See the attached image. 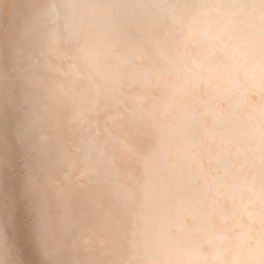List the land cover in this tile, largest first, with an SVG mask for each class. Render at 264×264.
Returning <instances> with one entry per match:
<instances>
[{"label":"bare ground","instance_id":"bare-ground-1","mask_svg":"<svg viewBox=\"0 0 264 264\" xmlns=\"http://www.w3.org/2000/svg\"><path fill=\"white\" fill-rule=\"evenodd\" d=\"M28 2L0 0V204L14 210L6 224L9 242L23 244L27 264H143L165 256L202 264L217 252L229 264L240 241L208 246L200 228L211 208L201 205L213 194L200 178L213 156V169L236 173L226 195L248 198L247 164L255 158L249 140L264 110L259 84L234 88L229 61L172 23L180 8L121 13L114 23L129 43L120 46L105 37L103 19L81 24L62 0H54L58 18L45 17L39 8L53 0ZM136 45L144 54L133 55ZM192 57L204 63L193 67L195 76L184 71ZM112 98L121 103L110 105L97 124L96 102ZM125 108L129 115L118 118ZM221 141H231L232 152L217 160ZM146 143L158 146L147 161L128 151ZM197 149L205 170L186 159ZM251 175L258 178L255 170ZM41 217L46 224L38 232ZM211 223L219 226L220 218Z\"/></svg>","mask_w":264,"mask_h":264},{"label":"snow or ice","instance_id":"snow-or-ice-1","mask_svg":"<svg viewBox=\"0 0 264 264\" xmlns=\"http://www.w3.org/2000/svg\"><path fill=\"white\" fill-rule=\"evenodd\" d=\"M62 2L67 9L72 10L73 14H80L81 24L91 25L98 19L105 20V37H110L113 44L120 46H126L129 43V38L114 23L121 13L148 8L176 13V10L180 8L182 10L180 15H172V23L180 27L186 39L198 35L200 45L213 55L219 53L229 61L232 86L244 89L249 83H258L261 91L264 92V0H212L211 3H184L183 5L168 3L167 0H160L150 5L143 3V0H62ZM27 7H37L36 0H29ZM193 8L195 11L186 18L183 13ZM39 11L45 17L56 19L59 16L54 0L51 6L40 7ZM85 13L90 15L85 16ZM138 54H144V48L141 45L134 47L133 55ZM181 56L185 60L189 59L183 52ZM191 61V66L185 63L184 71L186 74L195 76L193 67L201 69L204 63L198 62L195 57H192ZM200 82L207 85L210 81L202 79ZM120 103L121 101L115 98L110 99L106 104L97 101L95 104L97 124L104 112L109 110L110 105ZM125 115H129L126 108L123 114H118V118L123 119ZM192 119L194 120L195 117ZM87 123L91 131L92 124ZM222 127L227 131L229 125L225 121ZM29 131L30 129H25V133ZM252 132L248 152L254 154L255 158L247 164L250 177L246 181L249 194L246 200L238 201L234 195H226L228 190H234L229 181L235 178L236 173L228 167L221 169L218 166L213 169L211 167L213 156H210L208 160L207 175L200 178L204 180L206 189L213 194L210 204L205 202L201 205V207L211 208L207 214L206 224L201 225L200 228V231L208 237V246L215 249L218 243H230L232 239L240 241L237 244L238 254L229 264H264V110L260 113L259 124L253 128ZM213 142L215 143V140ZM20 143H24V137L20 138ZM217 147L221 149L220 152L215 153L217 160L221 155L227 158L232 152L231 141H221L217 143ZM128 151L138 152L140 159L147 161L158 151V146L154 147L146 143L143 148L137 149L132 146L128 148ZM208 151L211 153L212 149L209 148ZM236 152L239 154V149ZM186 159L195 162L201 170H205V161L199 158L198 149ZM25 167L28 165L26 164ZM254 170L258 172V178L251 175ZM213 172L216 173L215 176H211ZM209 176H211L210 182ZM145 187V199H147V184ZM6 207L0 204V264H27L23 244L18 247L9 242L6 224L14 220V210L8 209L5 212ZM214 216L220 218L219 226L211 223ZM255 216H258L259 220V238L252 227L256 223ZM245 219L248 223L244 222ZM45 224L46 218L41 217L37 231H41ZM36 239L40 241L41 251L46 256L50 255L47 243L39 235ZM158 255L163 256V253ZM143 264H184V262L165 256L160 260H145ZM202 264H225V262L220 259V254L217 252L211 261L205 259Z\"/></svg>","mask_w":264,"mask_h":264}]
</instances>
